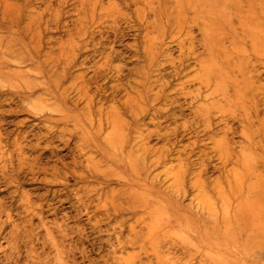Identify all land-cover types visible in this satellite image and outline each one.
<instances>
[{
    "label": "rangeland",
    "instance_id": "374dc122",
    "mask_svg": "<svg viewBox=\"0 0 264 264\" xmlns=\"http://www.w3.org/2000/svg\"><path fill=\"white\" fill-rule=\"evenodd\" d=\"M0 264H264V0H0Z\"/></svg>",
    "mask_w": 264,
    "mask_h": 264
}]
</instances>
